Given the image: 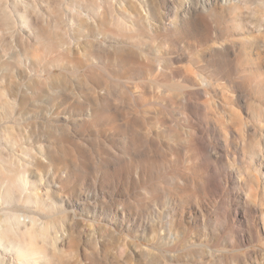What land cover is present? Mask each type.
<instances>
[{
	"label": "clouds",
	"instance_id": "clouds-1",
	"mask_svg": "<svg viewBox=\"0 0 264 264\" xmlns=\"http://www.w3.org/2000/svg\"><path fill=\"white\" fill-rule=\"evenodd\" d=\"M0 264H264V0H0Z\"/></svg>",
	"mask_w": 264,
	"mask_h": 264
}]
</instances>
